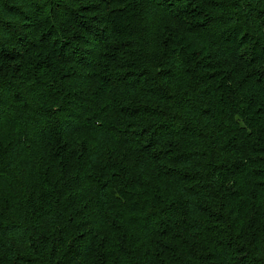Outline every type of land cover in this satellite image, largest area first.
I'll return each mask as SVG.
<instances>
[{
    "label": "trees",
    "instance_id": "trees-1",
    "mask_svg": "<svg viewBox=\"0 0 264 264\" xmlns=\"http://www.w3.org/2000/svg\"><path fill=\"white\" fill-rule=\"evenodd\" d=\"M0 264H264V0H0Z\"/></svg>",
    "mask_w": 264,
    "mask_h": 264
}]
</instances>
